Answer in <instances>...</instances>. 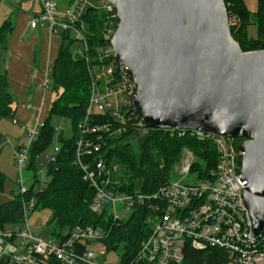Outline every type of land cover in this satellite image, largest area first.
I'll return each instance as SVG.
<instances>
[{
    "label": "trees",
    "instance_id": "trees-1",
    "mask_svg": "<svg viewBox=\"0 0 264 264\" xmlns=\"http://www.w3.org/2000/svg\"><path fill=\"white\" fill-rule=\"evenodd\" d=\"M91 2L92 5L85 7L76 23V28L84 33L86 49L81 48L78 52L81 45L74 41L71 34L58 32L60 45L49 71L55 100L48 110L46 120L40 123L42 126L37 125L34 129L37 130L34 139L29 141L27 146L21 145L16 149V166L18 157L26 150V170L31 174L33 182L25 193L13 191L11 199L0 205V231H3L7 225H21L25 221L24 207L32 202L29 213L37 209L51 212L49 221L44 225L46 239L62 243L76 227L100 228L104 231L101 240L86 241L83 244L78 242L72 247L74 253L81 256L86 251H93V245L98 244L104 250V255L121 252L116 264H128L136 258L140 243L148 236L151 218L155 217V213L147 205L136 206L127 218L118 221H113L107 211L102 214L92 213L90 206L94 190L83 180L82 172L74 165L76 142L83 137L80 125L86 120L90 129L108 121L104 115L87 117L91 84L88 68L100 65L98 60L100 52L110 46L111 32L115 31L118 21L114 14L104 11L95 0ZM223 2L227 14H236L238 17V22L230 27V34L241 51L244 53L264 51V0H257L255 12L248 11L243 0H223ZM72 3L74 7L76 0H72ZM250 28L255 30L254 37L249 36ZM13 29L14 26L9 18L1 24L2 50H6ZM86 58L90 61V65ZM110 61L111 58L106 63ZM14 116L15 108H13L9 80L5 72H0V120H13ZM52 117L69 122L70 137L64 138L62 130L59 131L50 125ZM129 128L125 134L114 138L107 137L103 133L88 136L92 142L100 145V152L95 155L96 159H103L107 166H117L113 178L118 184L111 191L126 194H147L158 191L176 178L174 170L184 151L190 152L194 157L189 171L192 178L201 181L212 176L217 163V154L210 143L200 142L189 134L180 137L176 133L154 129H147V134L139 138L142 132L137 133ZM54 138L59 153L55 156L54 163L46 160L44 177L47 181L43 183L41 191H34L39 182L35 161L49 147H53ZM133 140H137L138 156L133 151ZM235 142L241 143L240 140ZM4 182L5 176L0 172V194L3 192ZM14 240L15 238L8 240V245H12ZM0 257V264L9 263V256L1 254ZM221 257L224 260L223 253L214 249L195 251L186 246L184 259L179 264H215ZM98 259L106 262L105 256ZM36 264L61 263L53 258H37Z\"/></svg>",
    "mask_w": 264,
    "mask_h": 264
},
{
    "label": "built area",
    "instance_id": "built-area-1",
    "mask_svg": "<svg viewBox=\"0 0 264 264\" xmlns=\"http://www.w3.org/2000/svg\"><path fill=\"white\" fill-rule=\"evenodd\" d=\"M95 2L107 13L114 14L108 0ZM91 5V0H76L72 10L59 14L55 3L42 1L40 14L30 23V28L35 29L39 23H46L51 33H72L74 41L81 45L79 52L81 48L86 49V41L83 31L76 28V23L85 7ZM237 22L236 14L228 15L229 27ZM98 60V67L88 68L91 84L86 114L87 117L104 115L108 121L90 129L86 120L80 125L83 137L76 142L74 165L82 172L83 180L94 190L90 206L92 213L102 214L107 211L113 221L127 218L136 206L147 205L155 213V217L151 218L148 236L140 243L136 258L128 264H179L184 259L186 246L195 251L214 249L223 253L224 260L221 257L215 264H264V226L259 234H254L242 198L246 182L239 174L241 143L235 140L200 131H171L180 137L189 134L213 146L217 163L212 176L201 181L192 178L189 171L194 157L184 151L174 170L176 178L158 191L147 194L111 191L118 184L113 178L117 166H107L103 159H96L100 145L92 142L88 136L103 133L114 138L125 134L129 126L130 130L137 133L144 132L146 127L132 108L135 85L126 76L123 64L113 60L110 46L100 52ZM87 63L90 65L88 59ZM36 134L37 130L29 133V141ZM25 152L17 159L19 169L24 168ZM58 153L59 147L55 144L46 160L54 163ZM18 188L19 193H25L24 186L20 184ZM31 207H24L25 220ZM103 237L104 231L100 228L76 227L66 240L57 243L34 236L28 229L14 232L3 230L0 231V256L3 244L8 245V240L15 238L19 239L21 248L19 255L13 258L15 264H36L37 258H53L61 264H112L101 262L93 251H86L81 256L73 251L72 247L78 242H95Z\"/></svg>",
    "mask_w": 264,
    "mask_h": 264
},
{
    "label": "water",
    "instance_id": "water-1",
    "mask_svg": "<svg viewBox=\"0 0 264 264\" xmlns=\"http://www.w3.org/2000/svg\"><path fill=\"white\" fill-rule=\"evenodd\" d=\"M111 35L146 130L200 131L242 141V194L254 234L264 226V51L244 53L223 0H108Z\"/></svg>",
    "mask_w": 264,
    "mask_h": 264
},
{
    "label": "rangeland",
    "instance_id": "rangeland-1",
    "mask_svg": "<svg viewBox=\"0 0 264 264\" xmlns=\"http://www.w3.org/2000/svg\"><path fill=\"white\" fill-rule=\"evenodd\" d=\"M42 1L55 3L59 14L72 10V0H0V26L8 18L14 26L6 50L0 48V72H5L7 75L13 108H15L13 120H0V172L5 176L0 205L11 199V193L17 191L20 184L26 189L32 184L31 174L26 170L27 160L23 169L15 165L16 149L21 145H28L27 134L40 123H44L48 110L55 100L49 71L58 52L60 36L58 32L51 33L46 23L36 25V30L30 28V23L41 11ZM243 3L248 11H256L257 0H243ZM248 32L249 36H255L254 28H250ZM70 34L73 37V34ZM74 50H77V45ZM27 105L29 109H26ZM49 123L55 129L61 128L64 138L71 136L68 121L52 117ZM55 142L54 138V145ZM132 147L135 155L138 156L137 140H133ZM51 150L52 146L35 161L39 182L34 191H41L43 183L47 181L44 177V166ZM31 205L30 202L27 208ZM117 208L120 210V206ZM50 217V211L37 209L28 212L25 222L21 225H7L4 230L14 232L18 228L22 231L28 229L34 236L46 239L44 225ZM2 249V255L10 258L8 264H15L13 258L21 252L19 239H15L12 245L4 243ZM92 249L97 258L105 256L106 263L116 264L121 255L120 251L104 255V250L98 244H94Z\"/></svg>",
    "mask_w": 264,
    "mask_h": 264
},
{
    "label": "crops",
    "instance_id": "crops-1",
    "mask_svg": "<svg viewBox=\"0 0 264 264\" xmlns=\"http://www.w3.org/2000/svg\"><path fill=\"white\" fill-rule=\"evenodd\" d=\"M31 30H36V28L35 29H31Z\"/></svg>",
    "mask_w": 264,
    "mask_h": 264
}]
</instances>
